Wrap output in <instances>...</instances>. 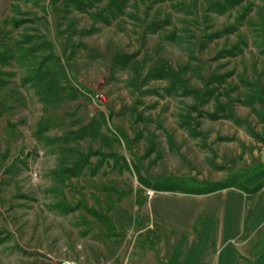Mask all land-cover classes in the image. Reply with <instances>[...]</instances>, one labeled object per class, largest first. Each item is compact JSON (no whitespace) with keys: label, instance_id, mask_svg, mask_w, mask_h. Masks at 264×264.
<instances>
[{"label":"rangeland","instance_id":"374dc122","mask_svg":"<svg viewBox=\"0 0 264 264\" xmlns=\"http://www.w3.org/2000/svg\"><path fill=\"white\" fill-rule=\"evenodd\" d=\"M214 182L248 191L236 239L186 195ZM161 245L264 264V0H0V264Z\"/></svg>","mask_w":264,"mask_h":264},{"label":"crops","instance_id":"0c3cea01","mask_svg":"<svg viewBox=\"0 0 264 264\" xmlns=\"http://www.w3.org/2000/svg\"><path fill=\"white\" fill-rule=\"evenodd\" d=\"M245 194L246 193H244L237 187H229V188L217 190V191L206 193V194L186 193V195H195L198 198L202 196L203 199L207 197L210 200H214V198L222 200L224 203H222L221 201L220 205L224 204V207L230 208L228 220L226 221L228 223H226V226L225 224H223L222 227L221 225L220 226L218 225V228H217L218 230L216 232V236L218 237V239L224 238L228 240L238 238L240 234H242V231L244 229V224L246 222L245 221L246 220V210H245L246 208L244 207H245V202L248 199ZM189 202H192V201L190 200ZM224 207L222 208V207L216 206L215 208L213 207L210 210L203 209L205 211H210L213 217H210V218L204 217V219H201L200 215L203 214V212H200L199 214H197L198 216H196V218L194 219V222H192L193 230L197 229V232L200 233L198 230V227H200V224L202 223L205 225L206 228L212 229V226H214V218L216 215L218 217H222V215L225 213L224 217H226V209H224ZM183 211L190 213L193 210H190V209L188 210L187 208H185V210ZM215 220L216 222L219 221L216 218ZM169 249L170 248H168L166 245L158 246L156 250H153L152 255L151 254L144 255V257L139 260L138 264H167V263L168 264H204V262H207V261H211V263L214 264L215 262H217L214 258H211V257H209V260H208V257H206L207 249L205 248H203L204 249L203 254H200L202 249L200 250L199 247L198 248L190 247V249H188L186 253L183 255L181 254L180 250H178V248L175 251L173 250L171 255H168V253L170 252Z\"/></svg>","mask_w":264,"mask_h":264},{"label":"trees","instance_id":"16d2710c","mask_svg":"<svg viewBox=\"0 0 264 264\" xmlns=\"http://www.w3.org/2000/svg\"><path fill=\"white\" fill-rule=\"evenodd\" d=\"M20 25V22H17L15 24L16 27H18ZM229 187H234L233 185L230 184H225V183H213V185H211L210 187H205V189H198L195 191H188V193H193V194H206V193H211L217 190H221V189H225V188H229ZM238 188V187H237ZM240 190H243L244 192L248 193V191L246 190V188L240 187ZM166 190H174L173 188H166ZM187 192V191H185Z\"/></svg>","mask_w":264,"mask_h":264},{"label":"built area","instance_id":"2783aa9c","mask_svg":"<svg viewBox=\"0 0 264 264\" xmlns=\"http://www.w3.org/2000/svg\"><path fill=\"white\" fill-rule=\"evenodd\" d=\"M148 192L151 193L150 190H149ZM62 264H80V263H78V262H76V261H72V260H66V261H64Z\"/></svg>","mask_w":264,"mask_h":264}]
</instances>
